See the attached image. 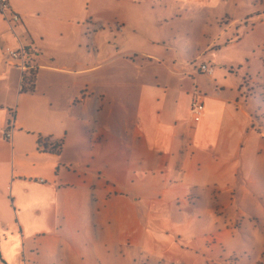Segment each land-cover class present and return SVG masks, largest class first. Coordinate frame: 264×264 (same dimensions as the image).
I'll return each instance as SVG.
<instances>
[{
  "label": "crops",
  "instance_id": "crops-1",
  "mask_svg": "<svg viewBox=\"0 0 264 264\" xmlns=\"http://www.w3.org/2000/svg\"><path fill=\"white\" fill-rule=\"evenodd\" d=\"M7 1L20 19L8 25L0 13V264H104L94 251L120 243V231L145 264H257L262 0ZM155 2V38L118 42L109 28L95 56L76 51L81 29L72 19L84 11L127 3L129 17L140 18ZM185 9L190 26L180 20ZM201 13L214 21L196 22ZM246 45L258 50L252 59ZM20 47L24 70L4 53ZM124 48L140 59L125 61ZM54 51L69 54L53 60L46 53ZM24 75L33 76L31 91L20 90ZM195 96L203 103L198 122Z\"/></svg>",
  "mask_w": 264,
  "mask_h": 264
},
{
  "label": "rangeland",
  "instance_id": "rangeland-1",
  "mask_svg": "<svg viewBox=\"0 0 264 264\" xmlns=\"http://www.w3.org/2000/svg\"><path fill=\"white\" fill-rule=\"evenodd\" d=\"M127 3L130 4V2H127ZM127 3L122 4L121 7H117V8H113V9H106L105 12H102L100 14H98L93 8H89L86 15H84L86 13V11H84L83 12L84 14L82 17L77 18V19H72V22H77L75 24V27L81 29V35H80V37H78V39L76 41V42H78L76 45V51L81 52V53L86 52L87 54L91 55L92 57L95 56V51L97 49V45L98 44L101 45L102 41L105 39V38L102 39V36H100V35H101V33H106L107 31H109V28H113V31L121 36L119 39H117L118 42L124 41L125 39L126 40L130 39L131 37H137L139 34L147 35L150 38H155V36L157 34V32H154L155 27L158 26V23L162 20V17L160 15H158V13L160 12L158 2H155L154 8H157V9L154 11V13H150V14H140V12L135 13L136 16H138V15L143 16L140 18L129 17L130 11L127 10V8H128ZM120 4L121 3H119V5ZM257 4L261 5V8H260L261 11L260 12L264 14V0H262V2L257 1ZM223 5L225 7L230 6V3L223 4ZM231 6H232V4H231ZM135 9H138V8H135ZM136 11H138V10H136ZM184 11H185V13H183V14H185V15H183V17H182L183 19H180V20L186 21L185 24L190 26V22L194 19L190 17L189 10L185 9ZM217 14H218V12H215V14H212V15L217 16ZM212 15L210 17H206L205 15H203V13H201V15L196 16V22L197 21L198 22H200V21L206 22V23L212 22V21H214V16H212ZM251 17L254 18L253 20H255V22H256V20L259 21L258 19L255 18V15H253ZM226 20H227L226 18H224L223 16H220L218 19H216V22L220 25H223V23H225ZM261 20H264V15H261ZM196 22H192V23L194 24ZM251 24L252 23H248L249 26ZM117 27H120V29H117ZM172 29L175 30V28H172ZM206 29H208V27ZM213 29L214 28L211 26L208 30H205L206 34L211 35L213 32ZM145 31H147V33H144ZM105 35H107V34H105ZM189 36L191 37L192 35H189ZM104 37H106V36H104ZM182 37L188 38V34L183 33ZM252 37L253 36H251V39H249V42L252 41ZM257 38L261 39V36H258ZM254 39H255V36H254ZM249 42L247 43V45L250 47V45L253 42L250 43V45H249ZM248 46L246 49L247 50L246 56L248 57V59H252V57H254V55H252L251 50L256 51V52L258 50L257 49H250V48H248ZM125 48L120 50V52L118 53V55L123 57V59L125 61L140 59V57L138 55H135V56L134 55H128L125 51ZM126 50H128V49H126ZM112 52H115V51H111V53L109 55L110 58H113V57L116 58V56H118V55L112 54ZM68 54H69L68 52H57V51L46 53V55L51 56V58L53 60H61V59L64 60ZM31 55L33 57H35V56L38 57L39 51L37 49H32ZM255 71L256 70H254L253 72H255ZM89 233L93 236V239H94L95 234H94L93 230H91ZM104 234L106 235L107 232L105 231ZM122 236H123V232L120 231L118 234V239H119L120 243H116V245L115 244L114 245L113 244H105L104 249H100L98 247V249L94 252L97 253L98 257H103V263L104 264H145L146 263L145 260L140 259L138 257H137V261H134V249H132V247H128L126 242H122ZM94 245H96V243H94ZM22 250H23V247H20L21 252H22ZM85 250H86L88 255L92 254L90 247L87 246ZM136 251H138V249H135V252ZM103 254H104V256H103Z\"/></svg>",
  "mask_w": 264,
  "mask_h": 264
},
{
  "label": "built area",
  "instance_id": "built-area-1",
  "mask_svg": "<svg viewBox=\"0 0 264 264\" xmlns=\"http://www.w3.org/2000/svg\"><path fill=\"white\" fill-rule=\"evenodd\" d=\"M0 13L2 14L5 22L9 25L11 22H18L19 21V15L14 13L13 11H9V5L7 0H0ZM9 13V17L7 14ZM4 53L12 60L18 63V67L21 70L25 69V63L23 61L24 56V49L20 47L19 50H13L10 48H6L4 50ZM198 70L204 74L211 75L213 73V67L201 64L198 67ZM203 111V103L201 102L199 97H194L191 101L190 105V114L192 117V120L194 122H198L201 118ZM6 137H9V134H6Z\"/></svg>",
  "mask_w": 264,
  "mask_h": 264
},
{
  "label": "trees",
  "instance_id": "trees-1",
  "mask_svg": "<svg viewBox=\"0 0 264 264\" xmlns=\"http://www.w3.org/2000/svg\"><path fill=\"white\" fill-rule=\"evenodd\" d=\"M33 76L24 75L21 82V92H28L33 89ZM257 264H264V255L261 257V260Z\"/></svg>",
  "mask_w": 264,
  "mask_h": 264
}]
</instances>
